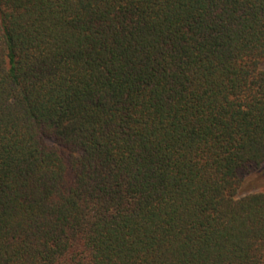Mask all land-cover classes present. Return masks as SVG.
<instances>
[{
    "label": "trees",
    "instance_id": "1",
    "mask_svg": "<svg viewBox=\"0 0 264 264\" xmlns=\"http://www.w3.org/2000/svg\"><path fill=\"white\" fill-rule=\"evenodd\" d=\"M261 187L264 0H0V264H264Z\"/></svg>",
    "mask_w": 264,
    "mask_h": 264
},
{
    "label": "rangeland",
    "instance_id": "2",
    "mask_svg": "<svg viewBox=\"0 0 264 264\" xmlns=\"http://www.w3.org/2000/svg\"><path fill=\"white\" fill-rule=\"evenodd\" d=\"M249 187H250V185H247V186H246V188H249ZM257 191H264V188L261 187V188L257 189ZM241 194H242V191H241Z\"/></svg>",
    "mask_w": 264,
    "mask_h": 264
}]
</instances>
